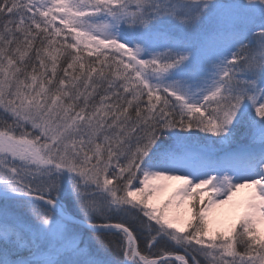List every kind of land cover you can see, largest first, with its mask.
I'll use <instances>...</instances> for the list:
<instances>
[{
  "label": "snow or ice",
  "instance_id": "obj_1",
  "mask_svg": "<svg viewBox=\"0 0 264 264\" xmlns=\"http://www.w3.org/2000/svg\"><path fill=\"white\" fill-rule=\"evenodd\" d=\"M262 226L264 0H0V264H264Z\"/></svg>",
  "mask_w": 264,
  "mask_h": 264
},
{
  "label": "bare ground",
  "instance_id": "obj_2",
  "mask_svg": "<svg viewBox=\"0 0 264 264\" xmlns=\"http://www.w3.org/2000/svg\"><path fill=\"white\" fill-rule=\"evenodd\" d=\"M160 183L166 184L167 187H165L162 191L156 194L155 200L157 203H159L162 199L163 201L166 200L170 196V194L182 184L181 181H177V180L164 181ZM248 191H249L248 189L238 190L233 195L231 201H229L226 204L217 205L210 211V213L219 223H222V225L226 224V226L228 227V225H230L236 220V214L230 213L229 210L232 209L234 204L240 201L248 193ZM205 192H206L205 194L206 197H208L209 195L215 196V193H210L208 191ZM170 206H171L170 208L174 209V210L171 209L172 211L179 213L183 208L182 205L179 208H177L175 201H173V203ZM181 218L184 219V216H182Z\"/></svg>",
  "mask_w": 264,
  "mask_h": 264
},
{
  "label": "rangeland",
  "instance_id": "obj_3",
  "mask_svg": "<svg viewBox=\"0 0 264 264\" xmlns=\"http://www.w3.org/2000/svg\"><path fill=\"white\" fill-rule=\"evenodd\" d=\"M70 39V38H69ZM86 55V53H85ZM206 192H202L201 195L199 197H196V198H192V199H187L184 201V203L182 204L183 208L182 210L180 211V215L181 217L184 216V219L181 218V220L179 221L181 224H184L186 223L189 219H191V204L192 203H196L197 201H199V203H197V207L200 206L201 203H204L207 201V198L205 196ZM165 201V200H164ZM163 199L157 203L155 198L153 199V203L154 204H157L158 206L159 205H162V203L164 202ZM171 207V206H169ZM172 208H170L171 210ZM174 210V209H172ZM208 218H209V221L212 223V226L214 229H217V230H220V231H226L227 230V226L226 224H223L222 223H219L213 216L212 214L209 212L208 214ZM193 224L195 223V220L193 219L192 220ZM235 222V221H234ZM232 224V223H231ZM263 227V226H262Z\"/></svg>",
  "mask_w": 264,
  "mask_h": 264
}]
</instances>
